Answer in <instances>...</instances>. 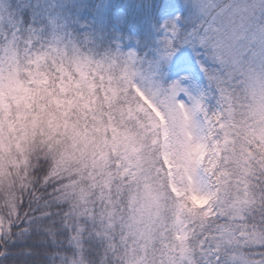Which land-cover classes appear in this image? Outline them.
<instances>
[{"label":"trees","instance_id":"trees-1","mask_svg":"<svg viewBox=\"0 0 264 264\" xmlns=\"http://www.w3.org/2000/svg\"><path fill=\"white\" fill-rule=\"evenodd\" d=\"M133 2L134 0H119L116 7L109 11L107 24L100 23L90 27L77 14L64 7L63 0H49L40 17L33 16L30 20L14 17L7 0H0V24L7 18L11 25L7 31L0 27V46L4 40L10 38L13 44H18V49L27 48L28 52L43 55L41 65L36 66L40 72L38 77L45 78L43 95H39V101L47 100L48 109L63 105L60 99L68 102L70 97L74 96L71 86L63 83L67 78L77 77L75 64H82L87 70L88 67H97L103 74L121 81L112 83L115 90L118 89L117 98L101 101V117L105 121L109 114L123 112V108L130 104L137 120L142 121L148 136L150 128L154 127L156 133L159 121L157 122L150 111L142 106L141 95L131 86L134 77L141 78L137 76L140 75L139 68H135V64L131 69L136 70L137 75L129 71L124 73L125 66L118 63L114 53L118 35L125 43L136 42L139 54L148 57L149 46L156 34L151 23H145L139 28L133 26V20L144 17L132 6ZM120 8H123L127 15L122 23ZM170 8L168 0H159L154 11L165 12ZM114 25H117L118 29H115ZM49 49H55V52L50 53ZM199 58L200 61H207L209 73H214L219 79L210 78L209 73L201 72L195 63H192V70L199 73L203 85L201 111L208 115L212 122L206 135L209 150L205 152L202 164L207 173L210 191L205 204L198 206L192 203L188 208H183L189 232L182 249L186 250L185 264H264V159L260 156L258 148L253 145L254 141L241 144L243 142L239 141V136L234 133L233 139L231 136L227 137V131L229 134L231 132L224 127V123L225 120L230 121V118L236 119V110L234 106L231 111L226 110L224 101L226 96L233 99L240 91L236 75H221L211 59L202 51ZM140 66L143 69L145 61H142ZM92 74L89 72L88 78L93 80ZM21 76L26 77L23 73ZM141 80L146 82L145 78ZM112 84H97L94 88L101 90L106 87L105 90L109 91L107 86ZM170 84V81H164L163 88L157 91L153 90L155 86L151 83L144 85L146 96L156 95L154 100L165 120L168 134L169 108L165 105L164 98L165 95L170 96ZM63 85L68 93L59 91ZM222 87L226 96H223ZM26 91L28 95L29 88H26ZM154 136L146 143L147 155L151 159V173L162 179L167 190L166 199L172 200L171 203L176 205L177 202L184 201L185 196L174 195L169 191L166 171L157 155L158 148L154 144ZM225 146L229 157H225ZM243 147L244 150H241ZM214 148L216 150L213 152ZM169 152L171 172L174 176L178 163L185 157V151H181L179 144L170 143ZM238 153L242 155L241 164L234 160ZM47 168L48 162L44 159L32 165L30 174L35 179L22 194L23 207L19 215L13 213L10 222L4 217L0 221V231L4 233H8V225L12 224L11 233L0 238V254L8 252V256L0 259V264H41L49 259L48 253L53 248L70 249L80 264H129L127 259L131 243L120 234L110 233L108 224L107 231L97 236L93 232H98L100 227L96 231L94 228L98 224L94 221L90 223L91 227H86L88 220L83 219V222L77 223L64 214L66 201L59 199L56 184L52 180H42ZM121 175L117 167L109 187L117 191L121 188L115 210H124L122 206L125 203L127 181L129 183V178ZM110 224L115 225L113 222ZM26 228H30V232L25 233L23 239H19L16 234ZM72 231H75L74 244L61 246L58 239L55 242V238H66L67 232ZM172 235L171 229L165 233L166 238ZM180 246L176 244V248ZM25 248L31 249V255L19 254V250ZM159 248L156 243L147 247L143 264H172L168 263V259L164 260L162 254L157 255ZM51 261L52 264H63L64 255L58 258L53 256Z\"/></svg>","mask_w":264,"mask_h":264},{"label":"rangeland","instance_id":"rangeland-1","mask_svg":"<svg viewBox=\"0 0 264 264\" xmlns=\"http://www.w3.org/2000/svg\"><path fill=\"white\" fill-rule=\"evenodd\" d=\"M114 27L118 29L117 25ZM12 44L13 41L8 38L0 46V99L11 95L18 108L21 99L26 102L30 100L31 103H26L27 111L17 113V119L9 123V129L15 132L19 126L27 138L28 127L32 128L34 134L46 114L48 128L53 133L63 128L64 134L71 141L70 145L64 146L59 156L57 169L60 178L52 180L56 184L59 199L66 201L64 214L77 223L83 222V219L88 220L86 227H91L90 223L94 221L98 224L94 229L97 231L100 227L98 232L92 231L97 236L107 231L108 224L110 233L120 234L131 243L127 259L129 264H143L147 247L153 243L160 247L157 255L162 254L164 260L168 259V263L185 264L186 250L182 249L189 232L183 208H188L192 203L198 206L205 204L210 191L207 173L202 164L204 154L209 150L206 135L212 122L209 116L201 111L203 85L199 73L192 70V63L196 65L200 62L199 56L195 62L177 67L163 58V45L159 43L156 35L149 46L148 57L139 54L136 42L125 43L117 35L114 44L116 59L118 63L124 64V73L129 71L137 75L136 70L131 69L135 64V68H139L140 75L137 76L145 78L146 82L134 77L131 86L141 95L142 106L150 111L157 122L159 121L156 133L153 127L149 129L147 136V130L143 128L142 121L137 120L130 104L123 108V112H114L108 115L107 120L102 119L100 103L102 100L117 98L118 89L115 90L112 83L121 81L103 74L97 67L92 69L94 66L88 67L87 70L86 66L75 64L77 77L67 78L63 83L71 86L74 96L70 97L68 102L60 99L64 104L56 107L55 111H49L46 104L39 101V95H43L45 78L38 77L40 72L36 66L41 65L43 55L28 52L27 48L18 49L17 43ZM48 51L52 53L55 49ZM249 51L251 58L245 66L247 71L243 69L239 74H235L240 91L231 99L224 94L222 87L223 96L225 95L227 100L224 101L226 110L231 111L233 106L236 110V119L225 120L224 127L230 129V134L227 131L228 138L231 136L233 139L234 133L239 136L237 139L243 142L241 144L254 141L253 145L258 148L260 156L264 159V71L261 69L260 50ZM142 61H145L143 69L140 66ZM89 72L93 73V80L88 78ZM22 73L26 77L21 76ZM164 81L171 82V90L169 88L168 92L170 96L165 95L164 98L165 105L169 108V134L162 113L156 106V95L144 94L145 84H153V90L157 91L163 88ZM178 83L181 92L179 101L173 96V88ZM33 84H37V87H29ZM97 84L112 85L107 86V91L106 87L96 90L94 86ZM26 88L30 91L28 95ZM18 91H22L24 96L17 97L15 94ZM59 91L68 93L64 85ZM33 103L40 109L39 112L31 111ZM73 109L85 121L82 128L79 119L72 121L66 118L72 114ZM89 117L97 122L91 130L87 123ZM93 132H102V135L97 137ZM153 136L154 144L158 148L157 155L166 171L169 191L174 195L185 196L184 201L177 202L176 205L171 203L172 200L166 199L167 190L162 179L151 173V159L147 155L146 143ZM4 139L0 122V152L6 148ZM170 143L179 144L181 151H185V157L178 163L174 176L170 165ZM16 147L24 150L19 142ZM224 148L225 157H229L227 146ZM215 150L216 148L213 152ZM241 150H244V147ZM241 156V153L234 156L236 163L241 164ZM39 160L41 159H35L32 165ZM44 160L48 162L49 167L48 158L45 157ZM117 167L120 174L129 178L125 203L122 206L124 210H115L121 188L118 191L109 188ZM2 218L0 216V221ZM111 222L115 225H111ZM169 229L173 231V235L166 238L165 233ZM69 230L68 226L67 231ZM74 233L75 231L67 232L66 238L60 236L55 238V242L58 239L61 246L74 244ZM175 243L181 246L176 248Z\"/></svg>","mask_w":264,"mask_h":264},{"label":"clouds","instance_id":"clouds-1","mask_svg":"<svg viewBox=\"0 0 264 264\" xmlns=\"http://www.w3.org/2000/svg\"><path fill=\"white\" fill-rule=\"evenodd\" d=\"M14 17L32 19L33 16L40 17L42 10L47 6L49 0H7ZM159 0H134L133 7L140 16L153 11L158 6ZM171 6L175 8V15H183L187 19L189 30L193 28L203 31L212 28H219L222 33L229 37L226 46L217 51L216 49H200L207 54L211 62L219 70L221 75L239 74L231 63L233 51L239 52L241 67L245 71L246 65L251 58L250 49H259L261 56V69L264 71V40L259 38L261 30H264V0H168ZM119 3V0H63V6L67 7L77 14L90 27L97 24L108 23V13ZM127 16L124 9L120 8V22ZM10 23L5 18L0 24L5 31L10 28ZM255 34V37L254 35ZM221 60L224 63H221ZM35 88L36 85H29ZM17 97H23L24 93L18 91ZM179 101V97H177ZM26 103L31 101L20 100L19 108L11 95L0 99V122H2L5 150L0 152V216L9 222L13 213H19L22 205V194L31 186L35 179L30 173L32 171V162L45 157L49 160V167L46 169L42 180H53L60 178L57 165L59 163L60 153L66 144L71 141L64 134L63 128L57 129L54 133L47 126V115L43 117L42 123L35 129H27V138L24 130L19 126L16 131L9 129V123L17 119L18 112H24ZM40 103L47 104V100H41ZM49 111H55L52 106ZM31 111L39 112L40 109L35 103L32 104ZM69 120L79 119L80 127L85 123L80 114L73 109L72 114L66 117ZM31 120V116L28 117ZM89 129L97 124L90 117L87 121ZM100 137L101 133L93 132ZM51 137V139L49 138ZM59 141V143L57 142ZM19 142L21 149H17ZM47 227L45 231H47ZM56 230V229H54ZM64 255L63 264H77V259L73 256L70 249L53 248L48 253L49 259L41 264H52L51 257Z\"/></svg>","mask_w":264,"mask_h":264},{"label":"snow or ice","instance_id":"snow-or-ice-1","mask_svg":"<svg viewBox=\"0 0 264 264\" xmlns=\"http://www.w3.org/2000/svg\"><path fill=\"white\" fill-rule=\"evenodd\" d=\"M175 8L171 6L167 12L151 11L146 14L143 19L137 18L132 21L134 27H142L145 23H151L152 29L156 34L159 43L163 45L161 49L163 58L168 60L169 63L175 64L177 67H181L195 62V59L200 55V49H216L217 51L222 50L226 46V42L229 37L221 32L219 28H212L203 31L193 28L189 30L187 27V19L183 16H177L174 14ZM255 37V34H253ZM259 38L264 40V30H261ZM231 63L236 70L242 71L241 62L239 59V52L233 51L231 55ZM221 63H224L221 60ZM203 65V67H201ZM196 67L203 73H209L207 67V61L203 60L196 64ZM210 78L218 80L219 77L214 73H209ZM179 80V77H178ZM181 94L179 89V83L173 88V96L179 97ZM182 103V101H181ZM19 215V213H17ZM12 224L8 225V233L0 231V238L6 234L11 233ZM30 228H26L21 232L17 233L19 239H23L25 233L30 232ZM20 255H31V249L25 248L19 250ZM8 256V252L5 251L0 254V259Z\"/></svg>","mask_w":264,"mask_h":264}]
</instances>
